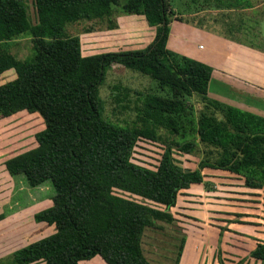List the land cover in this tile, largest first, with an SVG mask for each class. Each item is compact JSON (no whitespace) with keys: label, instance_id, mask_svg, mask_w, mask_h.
Here are the masks:
<instances>
[{"label":"trees","instance_id":"obj_1","mask_svg":"<svg viewBox=\"0 0 264 264\" xmlns=\"http://www.w3.org/2000/svg\"><path fill=\"white\" fill-rule=\"evenodd\" d=\"M235 1L251 6L249 0ZM33 2L36 23L23 0H0V74L15 72L0 84V115L37 112L44 123L34 135L36 145L7 158L4 166L31 187L51 182L52 205L33 217L55 231L15 250L14 264H78L95 255L106 264H153L141 238L158 211L114 193L117 189L170 208L180 190L202 182L205 167L239 175L247 187H264V116L208 97L212 67L166 46L171 21L166 0ZM125 12H141L155 27L145 48L83 55L79 37L65 35L68 23L113 26L115 15ZM21 35L33 42V55L25 59L9 47ZM113 64L148 76L159 90L136 92L131 124L103 115L99 89ZM194 95L206 109L197 120L185 102ZM161 130L169 137L154 169L131 161L137 141H159ZM198 144L214 149L215 156L202 158L196 169L179 166L173 150L189 153ZM250 256L264 264V243Z\"/></svg>","mask_w":264,"mask_h":264},{"label":"rangeland","instance_id":"obj_2","mask_svg":"<svg viewBox=\"0 0 264 264\" xmlns=\"http://www.w3.org/2000/svg\"><path fill=\"white\" fill-rule=\"evenodd\" d=\"M23 1L31 22L36 23L33 0ZM249 3L251 6L245 7L244 1L237 4L235 0H166L171 21L185 19L196 27L248 48L252 54L234 53L229 60L232 59L235 65L234 70L245 77L250 76L253 69L258 70L253 77L256 79L251 81L263 83L264 63L259 65L257 58L264 54V0H249ZM102 28L95 21L79 20L65 26V35L79 36L83 55L129 46L131 38L128 35L104 36ZM196 42V45L200 43L205 47L203 51L208 50L207 38H199ZM9 47L19 59L33 55V42L29 35L15 38ZM14 77L13 69L6 70L0 74V84ZM259 85L264 87V84ZM246 88L236 89L211 81L208 97L237 104L264 116V88L254 95ZM136 92L159 90L148 76L113 64L99 89L103 115L119 124H131L135 119ZM198 101L196 95L185 99L193 108L195 120L201 111L206 110ZM43 127V119L37 112L19 111L7 117L0 115V264H14L11 254L15 250L55 231L51 224L37 222L33 217L35 212L52 205L55 191L51 182L48 180L31 187L23 175L12 176L4 166L7 158L34 147V135ZM160 134L164 136L159 141L138 140L131 161L154 169L164 148V138L169 137L163 130ZM215 154L214 149L201 144L189 153L173 150L176 163L186 169L198 168L202 158H213ZM201 173L202 182L180 190L176 204L170 208L123 190H114L118 195L145 202L158 211L142 234L144 255L153 264H175L178 249H182L178 264H260L250 256V252L257 243H264V187H247L241 176L227 170L205 167ZM87 262L80 264H89Z\"/></svg>","mask_w":264,"mask_h":264},{"label":"crops","instance_id":"obj_3","mask_svg":"<svg viewBox=\"0 0 264 264\" xmlns=\"http://www.w3.org/2000/svg\"><path fill=\"white\" fill-rule=\"evenodd\" d=\"M124 1L125 0H118L119 3H123ZM113 21V26H110L108 22L101 23L103 27L102 29H104V31H102L104 32L103 35H128V38H131V41L130 44H127L129 46L124 47L123 49L115 48V50L109 51L143 49L148 46L155 37V27L147 24L145 17L141 12L119 13L115 15ZM204 37L205 39L207 38L209 40V48L206 51H203L205 47H203L202 44L198 43V45H196V40L199 38L202 39ZM166 46L168 49L176 53L193 58L212 67L210 82L216 81L218 83L224 84L227 87H235L236 89L241 86L248 87L246 88V91L250 93L252 92V95H254V92L260 93V90L264 88L259 85H263L264 82H257L258 85H256L257 83L251 81L256 79L253 77L257 75L256 73L258 70L253 69V71H251L252 73L250 72L249 74L250 76L245 77V75L234 70L235 65L233 62H231L232 59L231 61L229 60L234 53L238 55L242 53L252 54L248 48H245L242 45L234 44L225 38L196 27L192 22H188L185 19L171 21L170 32L167 38ZM249 59L254 60L253 57H249ZM257 59L259 65H261L260 63H264V54H260ZM245 79L250 83L245 81ZM236 106L244 109V107H241L237 104ZM183 254L185 255V250ZM82 261H88L87 263L89 264H106L99 255H95L94 257L87 260H80L78 261V264H80Z\"/></svg>","mask_w":264,"mask_h":264}]
</instances>
